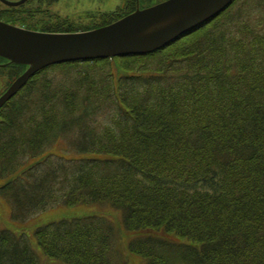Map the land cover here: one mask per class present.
Instances as JSON below:
<instances>
[{
	"label": "trees",
	"instance_id": "16d2710c",
	"mask_svg": "<svg viewBox=\"0 0 264 264\" xmlns=\"http://www.w3.org/2000/svg\"><path fill=\"white\" fill-rule=\"evenodd\" d=\"M57 1L0 3V21L85 32L151 2L124 0L80 28L51 12ZM25 69L0 58V95ZM0 200L14 224L109 208L145 264H264V0H235L152 54L35 73L0 109ZM31 236L35 244L0 228V264L120 259L101 214L49 221Z\"/></svg>",
	"mask_w": 264,
	"mask_h": 264
},
{
	"label": "water",
	"instance_id": "95a60500",
	"mask_svg": "<svg viewBox=\"0 0 264 264\" xmlns=\"http://www.w3.org/2000/svg\"><path fill=\"white\" fill-rule=\"evenodd\" d=\"M26 1L0 3L17 7ZM233 1L166 0L136 9L110 25L78 33L35 32L0 21V58L26 67L0 96V109L40 70L66 63L155 53L208 23Z\"/></svg>",
	"mask_w": 264,
	"mask_h": 264
},
{
	"label": "rangeland",
	"instance_id": "374dc122",
	"mask_svg": "<svg viewBox=\"0 0 264 264\" xmlns=\"http://www.w3.org/2000/svg\"><path fill=\"white\" fill-rule=\"evenodd\" d=\"M12 1V0H9ZM16 1V0H15ZM165 1V0H164ZM163 2L161 0H151V2L141 1L138 3L140 8H145L149 4ZM157 3V4H158ZM124 6V0H58L51 7V12L57 14L61 18H67L77 24V27L83 28L91 23L90 17L94 13L107 14L116 11ZM4 79L0 78V93ZM92 214H101L109 218L115 226L118 238V249L120 251V259L118 264H145L144 261L134 255L128 253L126 243L133 234L124 232L120 225L119 215L117 212L110 210L104 206H86L80 205L67 209H55L41 216H34L25 223H12L9 220V208L5 202L0 200V228H7L16 234L24 233L30 237L33 244L34 240L31 236L35 227L43 225L49 221H56L59 219H69L73 217H80ZM40 254L42 263L45 262Z\"/></svg>",
	"mask_w": 264,
	"mask_h": 264
}]
</instances>
